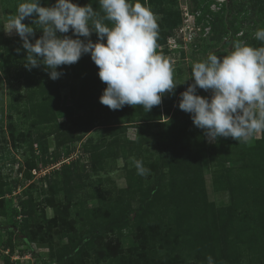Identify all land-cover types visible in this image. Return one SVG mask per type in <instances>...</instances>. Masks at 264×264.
I'll return each instance as SVG.
<instances>
[{
  "label": "rangeland",
  "instance_id": "rangeland-1",
  "mask_svg": "<svg viewBox=\"0 0 264 264\" xmlns=\"http://www.w3.org/2000/svg\"><path fill=\"white\" fill-rule=\"evenodd\" d=\"M232 1L174 0L180 22L174 31L167 33L165 43L159 45L157 50H162L164 52L162 56L172 63L175 69L174 82L178 86L184 87L194 83L191 77V65L205 59L210 53L222 58L228 55L237 44H247L253 48L264 47V42L255 38V32L264 29V12L253 10L248 1ZM22 2L24 0H0V183L4 182L3 185L0 184L2 191L0 225L12 223L14 211L18 208L22 209L20 201L27 200L25 207L27 214L23 217L22 226L23 229L36 231L38 240L23 243L18 236L11 235L13 251H17L18 256L28 254L17 264H31L32 259L33 264H52L53 260L67 255L72 248L69 239L62 236L58 228L49 227L44 221L43 215L51 217L53 210L51 207L43 208L41 202L43 197L53 195L57 201L66 197L71 200L67 221L71 222L68 224L70 229H74L76 240L80 231L88 226L103 229L107 221L104 211L117 212L119 203L122 201H129L132 208L138 207L137 193H129L125 189L126 164L117 156V145L123 142L129 146L127 139H134L136 130L129 127L122 132H103L104 126L97 119L88 131L75 130L70 136L65 135L64 126L61 123L69 114L80 121L86 119L88 113L76 106L78 96L73 88L77 90L79 81L68 77L62 70L59 71L61 75L57 78V88L59 104L63 109L56 110V122L39 123L34 119L36 114H30L28 108H25V79L23 75H17L14 71V67H18L20 71L24 69V58L20 55L23 54L22 41L14 30L8 31L10 21L16 16L18 5ZM231 4L235 5H232V10ZM155 16L159 25L162 17L160 14ZM183 26L187 28H184L183 38L177 40L178 47L170 49L166 43H173L172 37ZM198 27L200 29L197 31ZM7 55H11L14 59ZM7 67L8 70H6ZM197 89L200 88L197 87ZM198 95L210 98L211 91L200 89ZM115 124L118 123L112 118V121H107L104 125ZM262 135L264 133H256L247 143L237 142L231 137H220L221 143H230L236 155H233L234 160L226 162L225 165H235L234 172L238 173V165L241 163L238 164L235 159L245 158L249 145L259 140ZM11 136L15 141L14 144L11 142ZM205 139L207 143H212L206 135ZM104 149L107 150L106 154L102 153ZM56 152L60 155L59 160L57 162L52 160L51 163L43 165V160L53 159ZM127 158V166H129L133 163L130 151L127 152ZM145 158L144 154H141L136 160ZM26 159L35 162V172L32 169L27 170ZM71 162L75 164L70 165ZM62 164L67 167L62 169ZM202 167L206 201L204 211L208 209L215 218L223 209V226L230 231L229 236L219 239V245L228 242L232 257L222 261H225V264H250V259L257 258L259 264H264V241L263 246L258 247L257 250L250 251L249 248L255 239L263 240L259 229L255 228L258 221L253 222V219L245 217L247 232L244 231L245 228L239 229V224L229 222V219L233 217L236 220L241 214L238 210L234 213L231 210L232 195L226 184V177L222 178L225 182L222 186L214 176L213 167L208 158L203 160ZM220 169V172L224 171L223 166H220ZM247 174L249 173H244V175ZM163 196L161 201L156 202L155 207L151 208L149 214L145 215L146 212H143L146 220L153 221L158 226H163L167 222L163 212L156 209L169 205L163 202L165 194ZM235 197H238V193ZM8 235V232L0 228V264L12 262L10 256L13 251L2 250ZM42 235L46 240L42 238ZM49 235L52 237L51 241H48ZM135 244L136 241L131 234L126 233L121 237L122 247ZM80 248L84 255V264H114L105 257H100L99 261L95 260L96 251L99 249L97 243L90 247L81 244ZM221 250H223L221 246L216 247V254ZM163 251L160 249L155 255H160ZM17 254L13 256L17 258ZM6 256H9V259ZM119 259L120 256L115 260L119 261Z\"/></svg>",
  "mask_w": 264,
  "mask_h": 264
},
{
  "label": "trees",
  "instance_id": "trees-1",
  "mask_svg": "<svg viewBox=\"0 0 264 264\" xmlns=\"http://www.w3.org/2000/svg\"><path fill=\"white\" fill-rule=\"evenodd\" d=\"M71 2L78 6L91 4L94 10L103 16L99 0H71ZM140 2L150 7L153 13L161 15L157 44L158 46L164 44L167 33L174 31L180 22L179 12L174 7V0H140ZM243 2L249 3L253 10L264 12V0H244ZM54 3L55 0H40L41 6L45 7L52 6ZM234 4L229 5L231 10ZM34 18H26L22 21L26 25L37 28L34 30V36L30 38L32 43L42 35L40 26L33 23ZM104 22L111 26V22ZM65 35L77 38L71 29L68 33L57 32L58 37L62 38ZM79 39L85 40L84 37H79ZM87 39L95 43L98 38L96 33L92 32ZM157 52L160 55L164 53L162 50H157ZM20 55L24 58V69L20 71L18 67H14V71L17 75H23L25 79V108H28L30 114H36L34 119L39 123L56 122V110L63 109L59 104L57 79L50 78L49 70L42 63L36 67L29 65L24 48L23 54ZM7 56L14 59L11 55ZM56 70L58 72L62 70L68 77L79 81L77 90L73 88L78 96L76 106L88 113V117L80 121L69 114L61 123L64 126L65 135L70 136L75 130L88 131L97 119L104 126L103 132L115 133L125 131L129 127L135 128L136 137L131 140L127 139L129 146L123 142L117 145V156L126 164L127 185L125 189L129 193H137L139 203L138 207L132 208L129 201H122L119 203L117 212L104 211V216H107L104 228L88 226L80 231L76 240L74 229H70L68 224L71 222L67 221L71 200L66 197V199L57 201L53 195L43 197L41 201L43 208L51 207L53 210L51 217L43 215L44 221L49 227L58 228L62 236L69 239L72 248L67 255L53 260L54 264H84L81 244L90 247L96 243L99 249L96 251L95 260L99 261L100 257H105L114 264H208L209 256L212 257L213 264H225L222 260L231 259L232 253L228 242L219 245V239L229 236L230 231L223 226V209L215 218L208 209L204 211L206 201L202 162L205 158L211 161L212 172L222 186L225 184L222 178L226 177V184L232 195L233 208L231 210L233 213L238 210L241 214L236 219L237 221L232 217L229 222L239 224V229L245 228L244 231L247 232L246 218L253 219V222L258 221L255 228L259 229L263 240L255 239L249 248L251 251L263 246L264 135L249 145L245 158L235 159L238 164L241 163L238 165V173H235V165H225L226 162L234 160L235 153L230 143H221L220 137L212 143H207L204 130L194 126L191 114L179 109L180 94L188 86L177 85L172 93L165 92L161 103L147 112L139 105H125L119 110H111L99 101L107 85L99 79L98 66L91 60L90 54L82 55L75 64L58 66ZM199 90L197 89L196 94ZM112 118L118 124L104 125L107 121H112ZM11 140L15 143L13 138ZM128 151L135 159L141 154H144V158L146 157L141 159L143 166L150 170L145 178L137 174L134 163L127 166ZM102 153L106 154L107 150L104 149ZM59 157V153L56 152L53 159H44L43 165L51 163L52 160L57 162ZM74 164V162L70 163V165ZM25 166L29 171L36 165L33 160L26 159ZM220 166L224 167L223 172H220ZM66 167L65 164L61 165L62 169ZM246 172L249 174L244 175ZM0 184L3 185L4 182ZM1 192L0 190V202ZM237 193L238 197H235ZM164 194L163 202L169 205L156 209L163 212L167 222L163 226H158L157 223L146 220L143 212H146L145 215L149 214L151 208L155 207L156 202L161 201ZM27 203V200L20 201L22 209L18 208L14 211L12 223L0 225L2 230L9 233L2 250L13 251L11 235L18 236L23 243L38 240L36 231L23 229L22 226L23 217L27 214L25 208ZM126 233L132 235L136 244L124 248L121 245V237ZM42 238L46 240L43 235ZM51 238L49 235L48 241H51ZM219 246L223 250L216 254L215 248ZM160 249L164 250L163 253L156 256L155 253ZM118 256H120L119 261L115 260ZM6 257L9 259V256ZM250 260V264H259L257 258ZM18 261H7L5 264H17Z\"/></svg>",
  "mask_w": 264,
  "mask_h": 264
},
{
  "label": "clouds",
  "instance_id": "clouds-1",
  "mask_svg": "<svg viewBox=\"0 0 264 264\" xmlns=\"http://www.w3.org/2000/svg\"><path fill=\"white\" fill-rule=\"evenodd\" d=\"M99 3L103 16L91 4L55 0L45 7L40 0H24L8 31L20 37L27 63L32 67L42 63L51 79L61 75L58 66L75 64L90 54L99 79L107 85L99 97L101 104L111 110L139 105L150 111L161 103L165 92L172 93L178 85L172 63L157 52V18L140 0ZM31 17L42 30L34 43L30 38L37 28L22 23ZM70 29L77 38L57 36ZM92 32L98 38L95 43L87 39ZM255 38L264 42V29L257 30ZM190 69L194 83L180 94L178 107L191 114L194 126L204 130L210 141L231 137L247 143L256 133H264V47L237 44L228 55L221 58L210 53ZM197 87L210 90V98L196 94ZM132 159L138 175L150 171L141 160ZM207 259L213 264L212 257Z\"/></svg>",
  "mask_w": 264,
  "mask_h": 264
},
{
  "label": "built area",
  "instance_id": "built-area-1",
  "mask_svg": "<svg viewBox=\"0 0 264 264\" xmlns=\"http://www.w3.org/2000/svg\"><path fill=\"white\" fill-rule=\"evenodd\" d=\"M186 20H188V19L186 18ZM182 28H183V29H182ZM182 28H179V29L176 31V33L174 34V37H172L173 40H174L173 43H170V42L166 43V46H169L170 49L178 47L177 45H179V44H177V40L179 41V39H182V38H183L182 33H183V34L185 33V29H186L187 27L183 26ZM184 28H185V29H184ZM199 29H200V28L198 27L197 31H198ZM190 30H192V29H190ZM190 30H189V31H190ZM181 37H182V38H181ZM175 39H176V40H175ZM172 44H173V45H172ZM171 46H172V47H171ZM32 170L35 172V169H32ZM17 218L19 219V218H20V215L17 216ZM5 252H8V249H7ZM15 254H17V251L14 250L13 253H12V255L10 256V257H11V260H13V261H17V260L20 261L22 258H26L27 255H28V254H24L23 256H21V255L18 256L19 254H17V255H16L17 258H15V256H13V255H15ZM31 264H33V259H32ZM52 264H54V263L52 262Z\"/></svg>",
  "mask_w": 264,
  "mask_h": 264
}]
</instances>
